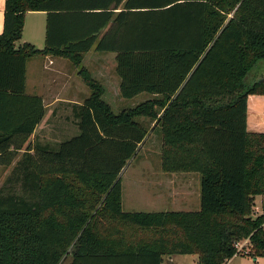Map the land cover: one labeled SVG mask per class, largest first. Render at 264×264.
Listing matches in <instances>:
<instances>
[{
    "label": "trees",
    "instance_id": "1",
    "mask_svg": "<svg viewBox=\"0 0 264 264\" xmlns=\"http://www.w3.org/2000/svg\"><path fill=\"white\" fill-rule=\"evenodd\" d=\"M28 12L47 13L46 45L23 39ZM116 55L120 96H160L114 113L91 75L74 107L79 133L57 148L30 138L45 117L26 93L27 62L82 65ZM264 0H6L0 35V164L21 159L0 190V264H163L197 256L227 264L264 257V133L247 129L248 98L264 96ZM159 122L166 172L201 175L193 212H125L119 176ZM20 184L21 194L16 186ZM71 249V250H70ZM71 251V252H70Z\"/></svg>",
    "mask_w": 264,
    "mask_h": 264
},
{
    "label": "crops",
    "instance_id": "2",
    "mask_svg": "<svg viewBox=\"0 0 264 264\" xmlns=\"http://www.w3.org/2000/svg\"><path fill=\"white\" fill-rule=\"evenodd\" d=\"M5 3L6 0H0V35L3 33L4 29V11H5ZM43 16L45 17V36L43 39V48L46 45V33H47V13L44 12H28L25 17V26L23 31V39L19 44L22 43H31L36 48L39 46L37 38L34 37L32 34H29L28 37L26 36V23H27V16ZM32 28L37 29V23H33L31 20ZM41 31L42 23H41ZM40 42H42V37H40ZM38 49V48H37ZM40 49V50H41ZM95 61L94 60V57ZM37 59H43V66H40ZM85 60V65H82L79 68L73 66L71 62L65 59L60 58H53V57H39V58H32L27 62V71H26V93L28 95H35L40 96L43 98L44 106H45V117L43 118L42 122L39 124L37 129L35 130L34 135L30 138L29 142L31 144L39 143L42 145H48L51 148H57L60 143H62L66 139H70L79 133L78 128V120L74 117V125H75V132L70 137L64 136V128H67V125H62V121L59 116L55 120L58 125L51 124L52 119H54V112L48 116V109L54 108L55 106H63V107H72L81 106L85 103V101L90 97L91 91L83 82L79 72L81 68H84L91 77L99 83V85L104 90L103 100L104 98L107 99L109 103L105 102L111 107L114 106V103L122 102L123 99L120 96V78L116 73V55L115 57L106 53H99L96 50L92 49L88 53L84 55L83 61ZM108 60H112V66L108 64ZM68 61L73 68L69 69L68 64L62 62ZM93 62V63H92ZM36 72V77L30 81V91L31 93L27 92L28 89V74L29 72ZM87 89L90 91L87 93ZM156 97L150 99H159L160 96L155 95ZM257 98H264V96L259 95H251L248 98V115H247V129L251 133H257L258 129H251L250 126V102L252 99ZM148 101V100H147ZM68 120L67 118H65ZM68 122V121H67ZM257 125V124H256ZM255 127V126H253ZM151 131H154L162 140L161 136V127L159 122H154L153 126L151 127ZM45 129V132H48L47 135L42 136L37 141L36 135L38 131H42ZM150 131V130H149ZM160 134V135H159ZM148 137V136H147ZM140 150V149H139ZM161 150H162V143H161ZM161 168L163 171V175L166 177V182L163 184L162 182L159 183L160 189L153 191L151 196L160 198L162 202L173 203L174 201H181L182 203H189L191 199L194 197V208L198 211L201 207V177L199 182V177L196 175V172H166L163 169V165L161 163ZM175 173H188L189 177L197 178L195 181V185L192 184V179H185L179 182H175L172 180V177L176 176ZM169 174V176H167ZM201 176V175H200ZM171 177V179H170ZM185 201V202H184ZM232 260V259H231ZM231 260L227 263L229 264ZM258 259L256 260V262Z\"/></svg>",
    "mask_w": 264,
    "mask_h": 264
},
{
    "label": "rangeland",
    "instance_id": "3",
    "mask_svg": "<svg viewBox=\"0 0 264 264\" xmlns=\"http://www.w3.org/2000/svg\"><path fill=\"white\" fill-rule=\"evenodd\" d=\"M31 20L33 23H37V29L32 28ZM41 23L42 29L41 31ZM45 17L43 16H27L26 23V36L32 34L37 38L39 46L38 49L43 48V39L45 36ZM40 37H42V42H40ZM115 57V54L109 53ZM96 56L94 57L93 62L95 61ZM40 66H43V59H37ZM68 66L71 64L68 61H62ZM92 62V63H93ZM108 64L112 66V60H108ZM83 65H85V60L83 61ZM69 69L73 68L68 67ZM37 73L30 71L28 74V89L27 92L30 91V81L36 77ZM264 78V61H260L258 65L251 72V77L248 80L250 83L258 81ZM87 93L90 95V91L87 89ZM156 97L154 94L149 93H141L134 98L131 99H123V101L114 103V106H111L114 113H119L125 109H131L135 106L150 100ZM104 100L107 101L106 98ZM74 108L72 107H63V106H55L54 108L48 109V116L54 112L55 116L52 119L51 124L58 125L55 121L57 116L60 117L62 121V125H67V128H64V136L70 137L75 132L74 125ZM250 126L251 129H258L257 133H264V98L252 99L250 102ZM52 111V112H51ZM67 118L68 120H66ZM68 121V122H67ZM150 129L148 133V137L140 146V150L138 154L130 160L128 165L125 167L123 172L121 173V184L123 191V211L125 212H193L197 211L194 208V197L191 199L189 203H182L183 200L174 201L173 203L162 202L160 198L152 197L151 194L155 190L160 189L159 183H165L166 177L163 175V171L161 168L162 163V150H161V141L159 136L151 131V127L153 123L146 122ZM257 124V125H256ZM255 126V127H253ZM48 132H45V129L42 131H38L36 135L37 141L40 137L47 135ZM160 135V134H159ZM22 152L19 153L18 157L15 159L14 163L10 166H3L0 164V190L5 186L7 179L12 174L13 168L16 166L17 162L21 159ZM172 180L175 182L181 183V181L185 179H192V184L195 185V181L197 178L189 177L188 173H175ZM199 177L200 182V174L196 173ZM169 176V174H167ZM171 179V177H170ZM17 194H21L20 184L16 186ZM185 202V201H184ZM255 207V215H260L264 213V202L261 197L256 198V202L254 203ZM247 249V245H246ZM71 250V249H70ZM71 252V251H70ZM69 258H65L61 264H68ZM163 264H198L197 256L194 255H177L172 258L165 257ZM229 264H264V257H261L256 262L254 258L250 256H246L244 254L236 255Z\"/></svg>",
    "mask_w": 264,
    "mask_h": 264
},
{
    "label": "built area",
    "instance_id": "4",
    "mask_svg": "<svg viewBox=\"0 0 264 264\" xmlns=\"http://www.w3.org/2000/svg\"><path fill=\"white\" fill-rule=\"evenodd\" d=\"M247 243H248V241L237 244L236 248H237L238 254H241L243 252Z\"/></svg>",
    "mask_w": 264,
    "mask_h": 264
},
{
    "label": "water",
    "instance_id": "5",
    "mask_svg": "<svg viewBox=\"0 0 264 264\" xmlns=\"http://www.w3.org/2000/svg\"><path fill=\"white\" fill-rule=\"evenodd\" d=\"M119 179H121V175L119 176ZM257 259H255V261H256Z\"/></svg>",
    "mask_w": 264,
    "mask_h": 264
}]
</instances>
